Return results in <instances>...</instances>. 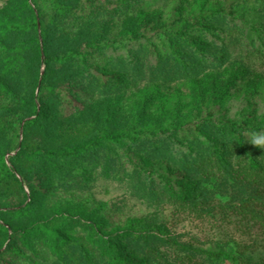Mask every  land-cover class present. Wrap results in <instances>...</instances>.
I'll return each instance as SVG.
<instances>
[{
    "label": "rangeland",
    "instance_id": "374dc122",
    "mask_svg": "<svg viewBox=\"0 0 264 264\" xmlns=\"http://www.w3.org/2000/svg\"><path fill=\"white\" fill-rule=\"evenodd\" d=\"M82 7L94 21L70 45L105 47L109 88L66 114L41 44ZM253 129L264 0H0V264H264Z\"/></svg>",
    "mask_w": 264,
    "mask_h": 264
},
{
    "label": "trees",
    "instance_id": "16d2710c",
    "mask_svg": "<svg viewBox=\"0 0 264 264\" xmlns=\"http://www.w3.org/2000/svg\"><path fill=\"white\" fill-rule=\"evenodd\" d=\"M86 8L87 7H82V13L78 15L79 20L77 22H71L69 20V11L67 9H61L60 15L55 20L53 18V24H55L54 35L51 39L49 35L45 36L46 40L44 39V45L41 44V46L43 47L42 55L45 54V51L48 52L49 46H53L55 50L54 54L52 55V59L50 60L49 57L47 59V62L49 65L60 67V78L58 81V87L56 89L55 104L58 106L57 109H63L61 111L66 114L72 113L79 108L78 106H80V102L83 101L82 96L87 91V89H94V91H96L97 89L98 91L99 89L109 88L107 86L106 76L104 75V73H102V71H100L101 64L103 63V61L105 60L104 58L107 55L105 47L98 43H92L88 45V43H86L87 39L86 42L84 41L86 47L82 50L76 47H72L73 43H71L70 45L69 37L74 36L77 33L81 35L86 34V32H84L85 28L88 29L90 25L93 24L94 13H85L87 10ZM56 39L57 41L58 39H61V48L59 50L56 49L58 47L57 42H55ZM84 42L82 44H84ZM172 55H174V53ZM49 73L50 72L48 71L47 67L45 73L42 76V82L48 79ZM80 90H82L83 93H81ZM34 105L36 107L35 115L37 117L28 121L26 125H32L41 118L42 107L39 110L37 103H34ZM49 119H56V115H52L51 117H49ZM247 124V121H245L243 124V128H245ZM234 126L235 128H237V130H240L242 128L235 124ZM261 131L262 129H253L251 130V133ZM169 132V129L161 130V133L170 134ZM149 133L151 135H154L155 131H150ZM141 134L145 133H137L136 135ZM106 138L114 141L126 140L132 143H136L139 141L138 136H131L126 134H112L107 135ZM216 152L220 153L221 149H217ZM72 153L73 152H66L60 154V156L63 155L67 158ZM52 155L54 154L52 153ZM10 239L14 241L16 239V234L13 233ZM2 256L3 254H1L0 259L2 258ZM215 256H217L218 258H222L227 255L219 253ZM232 259L236 260L235 258ZM118 264L120 263L118 262Z\"/></svg>",
    "mask_w": 264,
    "mask_h": 264
},
{
    "label": "clouds",
    "instance_id": "9594fccd",
    "mask_svg": "<svg viewBox=\"0 0 264 264\" xmlns=\"http://www.w3.org/2000/svg\"><path fill=\"white\" fill-rule=\"evenodd\" d=\"M252 145L264 149V134L261 133H253L251 135L250 141Z\"/></svg>",
    "mask_w": 264,
    "mask_h": 264
}]
</instances>
